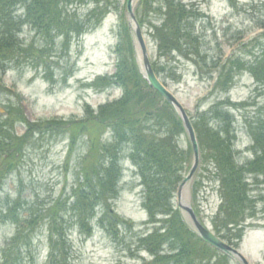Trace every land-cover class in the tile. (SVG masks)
<instances>
[{"label":"trees","instance_id":"trees-1","mask_svg":"<svg viewBox=\"0 0 264 264\" xmlns=\"http://www.w3.org/2000/svg\"><path fill=\"white\" fill-rule=\"evenodd\" d=\"M164 3V9L158 11L164 20L160 26L154 27L153 34L161 58L179 55L192 60L201 77L208 75L212 81L216 80L214 94L229 93L238 78L245 72L249 73L264 96V33L247 40L248 34L264 30V15L254 18L257 23L251 30L229 29L228 33L232 34L230 40L238 47L224 62L220 53L219 58L213 59L208 65V62L201 61L202 52L196 29L195 21L201 15L200 10L180 0H164ZM71 5L72 0H0V75L35 65L38 68L49 58L60 36H64L65 41L75 36L82 38L98 27L103 17L115 8L119 10L106 0H100L99 6L88 17L80 15L78 8ZM259 7L250 8L252 12L247 13L259 14L256 12ZM19 11H22L21 15ZM25 26L30 27L36 33V38L40 39L30 43L22 40ZM123 27L124 35H127L129 42L132 41L127 33V23ZM125 36H122V43L117 46L116 74L103 81L106 85L122 87L123 98L114 106L101 108L97 114L88 110L82 122L54 119L45 123H29L20 102L12 104L4 100L1 91L6 94L9 92L0 82V98L3 97L0 99V108L5 111L4 114L0 113V225L11 224L16 229L14 237L2 250L3 264L33 262L34 239L42 227H46L49 233L51 249L47 264H69L70 230L77 229L81 234L91 237L96 229H100L116 237L123 226L131 228L132 223L121 218L114 209L121 194L119 159L109 156L107 165L100 163L101 156L96 152H104V149L100 148L99 151L95 147L96 128L98 131L111 128L119 147L130 144V158L139 170L145 189L143 207L149 215V223L158 225L151 235L140 240L141 248L154 258L142 264H230L228 257L195 236L180 212L175 210L173 199L185 175L184 171L188 170L187 154L178 153L175 130L180 127L177 138L184 130L172 108L150 90L142 79L133 45L131 42L127 44ZM130 44L133 62L124 55ZM122 46H127V50H122ZM153 68L156 73H160L155 64ZM214 73H218L216 79ZM136 83V92L131 94L130 85L132 89ZM135 104L141 108L130 110ZM255 107L256 103L219 102L197 116L193 124L201 154L210 153L211 165L219 171L224 206L213 222L214 229L217 234L227 230L229 236L221 238L234 244L243 241L247 233L246 220L251 214H257L256 200L259 197L250 195L247 174L254 175L253 179L257 181L263 180L264 186V107L258 108V111ZM242 108L246 111L244 128L253 144L254 158L240 166L235 159L237 153L234 141L237 134L233 129V112H240ZM250 108L256 112H251ZM169 120H173V126L167 129ZM21 125L25 126L22 136L16 129ZM147 125L150 130L145 133ZM83 137H88L92 144V156L83 159V168L78 173L79 184L74 188L71 198L42 204L35 199L25 201L19 191L16 199L8 197L3 202L7 182L12 175L20 172L29 149L45 148L66 139L71 155ZM188 153L192 155L191 147ZM93 158L95 161L91 163ZM218 219L221 224L217 223Z\"/></svg>","mask_w":264,"mask_h":264},{"label":"rangeland","instance_id":"rangeland-1","mask_svg":"<svg viewBox=\"0 0 264 264\" xmlns=\"http://www.w3.org/2000/svg\"><path fill=\"white\" fill-rule=\"evenodd\" d=\"M106 1L109 4L116 3L115 0ZM120 1L121 6H117L119 10L115 8L103 17L104 20L100 26L82 39L74 38L65 43L64 39L58 38L55 50L50 51L52 58L46 59L44 65L41 63L38 68L35 65L22 70H11L5 75H0V82L4 83L7 92H9L6 94L1 91L5 97L4 100L17 104V97L22 99L25 117L32 122L54 119L81 121L87 114V105L97 113L103 106L119 100L122 95L120 90L112 88L103 90L101 83L98 88L94 85L98 82V78L115 73L116 48L120 42L122 43V36H125L123 26H126V19L128 24V14L124 7L127 0ZM183 1L201 12L195 22L202 52L201 61L208 62V65L213 59L217 60L220 53L224 62L238 47L232 44L230 40L232 34L228 33L229 29L251 30L257 23L254 18L264 15V0ZM91 3L96 4L94 0H74L72 6L78 8L80 15L89 17L96 8V6H91ZM163 6H166L163 0H144L142 5L138 4L136 7V16L142 26L152 64L153 66L155 64L156 69L160 72L156 73L157 76L164 85L165 83L168 85L165 86L177 98L189 116L195 118L196 115L199 116L210 110L219 102L223 104L228 102L232 104L256 103L254 109L257 111L258 108L264 107V96L258 90L255 80L250 74H243L235 87L226 95L221 96L218 93V95L212 93L214 81H211L208 75L201 78L193 61L186 56H181V58L179 55H174L172 58H161L159 46L155 43L153 34L154 27L160 26L164 20V17L158 12L164 9ZM256 6H260L256 9L259 14L250 15L249 12L247 13V11L252 12L250 8ZM127 33L130 34L128 29ZM258 33L260 32H252L249 37ZM21 38L26 43L39 40L28 26L24 28ZM124 39L127 44L131 42L135 48L134 41L129 42L127 35ZM230 46L233 47L229 48ZM127 48V46H122V50H127ZM131 49L130 44L129 50L124 55L133 62ZM214 74L218 76V73ZM136 89L137 83L132 89L130 85L129 92L134 94ZM140 108L138 104H135L131 106L130 110L137 111ZM254 109L250 108L249 110L256 112ZM0 112L5 113L4 110H0ZM245 113L243 108L240 112H233L235 121L233 129L237 134L234 141L237 153L235 159L240 166L254 158L251 151V140L244 128ZM169 122L167 129L173 126V120H169ZM179 129L178 126L175 130V143L178 153L187 154L188 165L186 168H189L192 155L188 153L190 148L188 137L183 133L182 137L177 138ZM149 130V125H147L145 133H148ZM162 130L160 129V131ZM18 132L22 134L23 128L19 127ZM107 137L108 135L105 133L103 140ZM156 140L164 139L156 138ZM108 142L110 141L108 140ZM67 146L68 141L64 139L45 148L29 149L20 172L7 182L3 202L8 197L11 200L16 199L19 191L22 192L25 201L35 199L42 204H49L61 198L67 200L72 197L76 172L78 168L82 167V159L88 155L89 143L87 140L82 141L69 161H67ZM128 150V148L124 149L125 159H128ZM94 161L95 159L91 162ZM123 168L121 197L115 203V210L121 218L132 221L134 229L132 231L121 229L116 237L109 236L98 229L91 237L83 236L77 229L70 230L68 237L70 264H142L144 257H148L146 254H139L138 250L139 239L152 233V228L147 226L148 215L142 208L144 189L141 187V180L129 160H125ZM183 174L186 175V170ZM214 174L215 168L211 165V154L206 153L203 155V163L200 164L195 182L193 181L189 185L186 199L198 211L203 224L217 233L214 230L213 222L218 218L217 214L222 209V205L224 206V200H220L218 183H213ZM253 177L254 175L247 174L250 195L259 197L256 200L257 214H251L246 220L247 233L240 244L227 242L239 249L251 264H264V186H262L263 180L257 181ZM217 223L221 224L220 219ZM249 227H256V229L249 230ZM15 232V227L11 224L0 225V250L12 239ZM218 235L227 238L229 233L227 230H223ZM48 248L47 233L42 228L34 239L35 253L37 257L41 255L39 259H36L35 264L46 263ZM230 264H236V261L232 260Z\"/></svg>","mask_w":264,"mask_h":264},{"label":"water","instance_id":"water-1","mask_svg":"<svg viewBox=\"0 0 264 264\" xmlns=\"http://www.w3.org/2000/svg\"><path fill=\"white\" fill-rule=\"evenodd\" d=\"M135 1L136 0H129L127 9H128V13L130 16V31L132 33L133 38L135 37L136 39V45H135L136 49H139L140 51V54H137V56H138V64L140 66L141 73L144 76V79L149 84V86L155 91H157L176 110V112L182 118L186 131L188 133L190 142L192 144V148H193L194 162H193L192 168L190 170V173L187 179L182 183L178 191L179 207L182 211L187 213L188 218L193 223V226L195 228L194 230H196V233L200 236L202 240L212 245L213 247H215L222 253L233 258L234 260L240 262L241 264H249L247 259L238 250L229 246L228 244H226L225 242L217 238L209 230L204 228L197 220L192 208L188 204L183 202L184 188L186 187L188 183L192 181L198 169V165L200 161L199 145L197 142L194 128L192 126L189 116L187 115V112L185 111L183 106L179 103V101L175 98V96L168 89H166L161 84V82H159V80L157 79V77L155 76L152 70L147 45L143 37L141 27L137 21V18L134 12Z\"/></svg>","mask_w":264,"mask_h":264},{"label":"bare ground","instance_id":"bare-ground-1","mask_svg":"<svg viewBox=\"0 0 264 264\" xmlns=\"http://www.w3.org/2000/svg\"><path fill=\"white\" fill-rule=\"evenodd\" d=\"M188 188L185 189V195L187 194Z\"/></svg>","mask_w":264,"mask_h":264}]
</instances>
